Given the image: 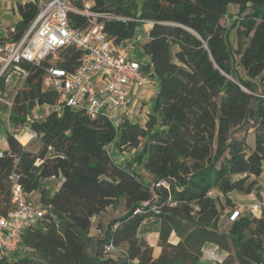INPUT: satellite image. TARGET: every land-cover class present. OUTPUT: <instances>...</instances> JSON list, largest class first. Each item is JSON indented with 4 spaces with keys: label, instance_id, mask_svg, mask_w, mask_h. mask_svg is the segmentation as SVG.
I'll use <instances>...</instances> for the list:
<instances>
[{
    "label": "trees",
    "instance_id": "obj_1",
    "mask_svg": "<svg viewBox=\"0 0 264 264\" xmlns=\"http://www.w3.org/2000/svg\"><path fill=\"white\" fill-rule=\"evenodd\" d=\"M93 1L95 12L128 18H97L117 43L133 38L141 20L154 23L142 45L148 57L142 65L157 80L156 95L145 122L126 119L119 128L102 115L71 107L31 119L36 105H54L59 95L44 88L43 67L26 65L30 74L10 108V120L29 128L40 148H27L6 129L0 216L14 206L13 172L28 194L40 193L47 212L23 234L25 253L0 264H197L207 245L234 249V256L218 264H264V217L242 214L228 232L219 228L222 209L237 205L230 193L259 192L264 171V0ZM73 3L82 6L81 0ZM37 9L35 1L18 5L21 19L13 37L24 33ZM231 9L240 17L226 24L223 17ZM70 22L75 28L90 23L75 11ZM230 30L246 40L244 47L231 48ZM60 55L59 64L73 69L81 51L69 46ZM235 62L259 84L238 75ZM245 122L253 145L237 135ZM116 148L135 149L133 160H116ZM137 165L154 180L147 181ZM56 178L63 181L51 191L46 181ZM117 205L125 214L97 240L91 235L93 217ZM150 219L156 226L143 229ZM155 229L162 247L158 257L146 238ZM173 232L180 237L177 244L170 241ZM108 243L123 245L126 253L109 256Z\"/></svg>",
    "mask_w": 264,
    "mask_h": 264
},
{
    "label": "built area",
    "instance_id": "obj_2",
    "mask_svg": "<svg viewBox=\"0 0 264 264\" xmlns=\"http://www.w3.org/2000/svg\"><path fill=\"white\" fill-rule=\"evenodd\" d=\"M34 1L38 7L37 13L20 37L12 36L17 32L15 25L9 31L0 33V101L10 108L13 106L16 95L30 74L26 65L32 64L43 67L44 88L58 93L56 104L48 106L59 113L64 107H71L91 117L102 115L116 128L126 119L135 121L133 113L138 96L151 82V74L143 69L142 61L132 54L138 39L134 36L117 43L105 30L104 23L97 21L98 17L123 21L128 18L93 11V0H81V7L75 6L73 0ZM71 11L86 15L90 22L88 26L73 27ZM239 17L234 10H229L223 21L229 24L233 18ZM69 46L81 51L79 62L73 69L59 64L62 60L60 51ZM3 79L5 88L1 84ZM9 84L15 89L11 100H6ZM113 147V144L108 145L110 152ZM10 179L14 206L8 214L0 216V260L11 258L21 250L25 231L47 212L40 201H35L25 191L19 174L13 172ZM153 209L157 210L158 207L154 206ZM228 214L232 221L242 214L264 217V189L257 193L251 203L237 204ZM105 251L113 257L126 253L123 245L113 243H108ZM212 257L222 262L217 254Z\"/></svg>",
    "mask_w": 264,
    "mask_h": 264
},
{
    "label": "rangeland",
    "instance_id": "obj_3",
    "mask_svg": "<svg viewBox=\"0 0 264 264\" xmlns=\"http://www.w3.org/2000/svg\"><path fill=\"white\" fill-rule=\"evenodd\" d=\"M12 6L13 5L10 4L9 6L2 8L1 17L3 19V22L1 23L0 33H5L11 25H14L21 18L19 12L14 11ZM228 43L233 50H237L238 46L241 43H242V47H244L246 45V40L245 39H239L238 36L236 35L235 30H230V32L228 34ZM132 54L136 59H138L142 62L147 61V57L144 54V52L140 49L139 43L136 46H134V48L132 49ZM60 56L62 59V55H60ZM234 69L238 73V75L242 76L244 79L249 80L251 83L256 84V85L259 84V82H260L259 78L249 77L245 73L244 69L236 62L234 63ZM23 87H25V86H23ZM151 88L153 91L152 82H150L149 85L147 86V89H146L147 92H148V90H151ZM14 89L15 88L11 84H9V86L6 89V92H7L6 100H11V97L14 93ZM146 90H145V92L144 91L141 92L142 95L140 94V96H138L139 97L138 101L134 107V113L135 114L133 113V116L135 117V119H137L140 122H143L144 116H146V108H147L149 101L152 97V96H146L145 95V93H147ZM51 110H52V107H50L48 105H36L31 111V117L30 118L40 120V119L44 118V116L48 112H50ZM0 125H1L0 137L5 136L6 129H9L10 131L16 133V136L19 139V141L23 145H25L27 148L33 149V150H38L40 148V142H39L37 136L29 128H27L26 126L22 127L21 125H19L18 127H15L12 124V122L10 120V107L3 101H0ZM237 129H238L237 135L239 137H242L245 135L247 137L248 142H250L253 145L255 137H254V134L252 133V129H251L250 124L248 122H245L244 124H242ZM21 136H23L22 140H21ZM112 150H114V147L112 148ZM120 151L122 153V157H120L121 161L124 163H130L133 160V157L135 155L134 152L136 150L135 149H122ZM136 167H137V170L139 171V173L142 174L143 177L147 181L151 182L154 180L153 176L151 174H148V172L146 170H144L143 167L138 166V165ZM260 181H261V183H264V171L260 177ZM161 182L162 181L159 180L156 183H157V185H160ZM57 184H58L57 181H46V185L48 187H50L51 191L56 189ZM262 187L263 186H261L260 188H262ZM262 189H264V188H262ZM261 191H259L257 193H260ZM255 193H256V191H255ZM31 198L38 202L40 200V193L37 196H33ZM235 199H237V197H235ZM229 210H230L229 208H225V209H222V212H221V219H220V227L219 228L221 231H224V232H228L231 228L232 223H233V221L229 219V214H228ZM124 214H125L124 206L123 205H117V206L108 208L104 213H102L100 215L94 216L92 219L91 235H93L97 240L104 238L105 231L109 228V226L112 224V222ZM156 223H157V221L150 219L148 222H146L143 229H146V226H147V228L151 229V228L156 226ZM149 233L150 234L148 237V242L156 244L155 237L153 238V235H151L152 230H150ZM173 233L170 236V241L174 244H177L180 240V237L175 232H173ZM147 234H146V236H147ZM178 238H179V240H178ZM92 249H90V250L92 251ZM160 250H162V247H159V251ZM25 251H26V249L22 248L21 251L17 255H22L25 253ZM203 251H204L203 256L197 264H218V263H220L219 261H216L213 259V257H212L213 254H217V256L220 257V259L222 261L221 263H225L226 259L228 257L234 256V249L233 248L231 249V251H228V250L222 249L219 246L207 245ZM154 256L157 257L158 254L154 252Z\"/></svg>",
    "mask_w": 264,
    "mask_h": 264
},
{
    "label": "crops",
    "instance_id": "obj_4",
    "mask_svg": "<svg viewBox=\"0 0 264 264\" xmlns=\"http://www.w3.org/2000/svg\"><path fill=\"white\" fill-rule=\"evenodd\" d=\"M28 1H34V0H0V27H1V23L3 22V19L1 17L2 8L6 7V6H9L10 4H12L13 5L12 6L13 10L19 12L18 5L19 4H24V3L28 2ZM20 17H21V14H20ZM14 25H16V23ZM153 25H154V23L152 21H149L148 20L147 22L141 23L140 26H139V29H138L135 37L138 39L137 44L139 43V47H140L141 50H142L143 43L146 42L149 39L150 30L153 27ZM12 26L13 25H11L10 27H12ZM10 27L7 29V31H9ZM147 60H148V57H147ZM151 82L153 84V91H152V88H151V90H148V92L146 90L147 93H145L146 96H152L151 99H150V101H149V104H148V106L146 108V113L148 112V110L150 109V107L152 105V101L154 99V96L156 95L157 88H158L156 78H154V77L151 76ZM46 105H48V104H46ZM145 117L146 116H144L143 122H145ZM135 121H138V120L136 119ZM8 149H9V144H8V141H7V138H6V134H5V136L0 137V152H2L4 150H8ZM35 151H37V150H35ZM114 156H115L116 160H118L121 163H124V162L121 161V158H120V157H122V153L117 148H116V151H115ZM263 167H264V165H263ZM148 174H150V173H148ZM260 177L258 178V180H259V184L258 185H259V187L263 186L262 188H264V183H261ZM55 181H57V183H58L57 186H56V189H57L61 185V183L63 181V178H56ZM262 188H260L259 191H261ZM38 194H39V192L38 191H35V192L31 193L30 196L33 197V196H37ZM256 195H257V191H256V193L254 191V192H252L250 194H242V193H239V192H236V191L230 193V196L233 199V201L235 202V204L251 203L254 200V197ZM235 197H237V199H235ZM149 234L150 233H148L147 236H146L147 240H148ZM151 235H153V238L155 237L156 244H153V243H150V244L154 248V252L157 253L158 256H159L160 253L162 252V250L159 251V247H161L158 244L159 231H157L156 229L155 230H152ZM178 240H179V238H178Z\"/></svg>",
    "mask_w": 264,
    "mask_h": 264
}]
</instances>
